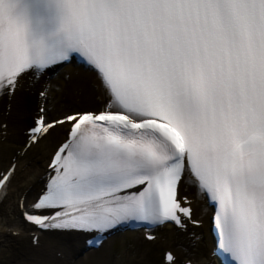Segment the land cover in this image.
I'll return each instance as SVG.
<instances>
[{"label":"snow or ice","instance_id":"obj_1","mask_svg":"<svg viewBox=\"0 0 264 264\" xmlns=\"http://www.w3.org/2000/svg\"><path fill=\"white\" fill-rule=\"evenodd\" d=\"M74 59L95 106L51 118L43 87L16 153L63 134L38 197L15 205L33 247L44 233L98 248L121 229L155 242L169 224L201 227L189 186L211 210L212 255L264 264V0H0V98L33 95ZM17 167L0 172V215ZM160 264L181 262L166 249Z\"/></svg>","mask_w":264,"mask_h":264},{"label":"bare ground","instance_id":"obj_2","mask_svg":"<svg viewBox=\"0 0 264 264\" xmlns=\"http://www.w3.org/2000/svg\"><path fill=\"white\" fill-rule=\"evenodd\" d=\"M57 75L58 79L55 82L59 84L61 91L67 93L73 102L79 105L83 104V106L84 104L91 107L95 106V100L91 91L95 78L89 69L66 65L59 70ZM49 81V79L45 81V78H43L39 82H36L35 87L31 89L33 95L29 96L28 93H23V95H18L12 101H6L5 105L7 108L9 103H11V110L7 115L5 114L7 109L0 106V122L8 125L6 130L7 135L2 141L0 140V160H3V158L5 160L8 155L16 156L13 146L22 140L19 130H22L21 128L29 124V117L39 103V99L34 95V90L42 86V83L45 82L46 84ZM32 83L31 78H26L25 87L27 88ZM25 97L30 101L29 103H25ZM54 107L58 109L59 105L56 103ZM62 138V132H58L49 141L42 142L36 148L31 149V152H28L26 155L22 157L16 156L18 167L15 179L10 186L8 197L4 200L3 213L0 215V264H11L9 260L12 258L15 262L13 264H61L59 263V259L55 257L54 249L61 248L68 253L64 258L65 261L74 257L78 252L77 244L80 235L75 237H59L56 234L44 233L41 234L39 248H32L27 236L29 232L28 226L21 221L18 210L15 209V205L22 193L27 192V201H30L40 187H42L41 176L46 172L44 160ZM186 188L183 192L193 198L196 214L197 216H202L200 208L202 201L196 197L195 189L189 186H186ZM11 231H19L20 236L13 237L10 234ZM132 233L135 234L137 232ZM70 239L76 240L77 243L67 244L61 242ZM197 261L202 262V264H211L210 259H207L206 263L205 261Z\"/></svg>","mask_w":264,"mask_h":264},{"label":"rangeland","instance_id":"obj_3","mask_svg":"<svg viewBox=\"0 0 264 264\" xmlns=\"http://www.w3.org/2000/svg\"><path fill=\"white\" fill-rule=\"evenodd\" d=\"M57 79L58 76H54L53 81H51L49 85L50 91L46 102L50 107L49 116L51 118H56L64 112L70 111L72 108L91 107L87 104L83 106V104L79 105L73 102L67 93L61 91L59 84L55 82ZM56 103L59 105L58 109L54 107ZM193 233L201 237V242H196L195 246H192L189 239H187V237L191 236ZM125 235L126 234L116 235L100 249L85 252L86 255L79 257L75 264H134L132 261L133 257L138 253H142L147 246L141 243L140 238V240H138L136 236H134L129 239V236ZM205 235V228H201L188 234L180 233L176 236V240L179 242L180 246L183 245L188 249L187 252L183 251L188 257L196 258V256H199L204 258L207 255L204 246V244L206 245V241H204Z\"/></svg>","mask_w":264,"mask_h":264}]
</instances>
